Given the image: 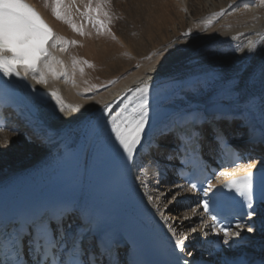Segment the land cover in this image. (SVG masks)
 <instances>
[{
	"label": "bare ground",
	"instance_id": "1",
	"mask_svg": "<svg viewBox=\"0 0 264 264\" xmlns=\"http://www.w3.org/2000/svg\"><path fill=\"white\" fill-rule=\"evenodd\" d=\"M29 1L52 23L55 34L65 38L53 53L63 62L53 63L62 74L48 72L47 84L38 85L57 91L66 105L80 107L77 111L65 107L61 112L54 100L51 107L36 110L32 121L36 136L29 129L26 134L0 132V183L66 152L102 105L123 92H133L144 81L149 92H173L164 104L174 113L189 107L206 112L220 103L228 112L264 128V5L260 0H104V17L85 9L90 0H61L66 19L53 15L52 0L47 5L45 0ZM236 7L240 8L233 12ZM81 31L85 35L79 36ZM250 44L256 45L253 51ZM222 129L234 132L226 123ZM209 133L205 128L204 140L211 146ZM158 142L163 147L172 145L169 135ZM163 157L160 151L154 153L136 171V179L148 202L152 196L149 204L157 216L161 219L163 211L169 218L161 221L172 236L183 234L185 244L194 246L207 228L197 208L185 204L188 191L157 165L165 162ZM257 218L260 221L252 232L246 229L237 236L249 238L242 252L264 253V205Z\"/></svg>",
	"mask_w": 264,
	"mask_h": 264
},
{
	"label": "snow or ice",
	"instance_id": "2",
	"mask_svg": "<svg viewBox=\"0 0 264 264\" xmlns=\"http://www.w3.org/2000/svg\"><path fill=\"white\" fill-rule=\"evenodd\" d=\"M45 3L47 5V0H45ZM260 3L264 5V0H260ZM60 7L61 0H52L53 15L57 19H66L61 13ZM86 7L89 6L86 5ZM67 22L71 24L70 20H67ZM72 27L75 30V25H72ZM49 39L52 40L53 46H55L65 38L57 36L36 9L27 3L26 0H0V74H2L0 78L15 76L23 79L31 75L37 84H47L46 73L50 72L53 76H60L62 73L55 70L53 63L62 64L63 62L57 61V58L45 47V42ZM70 43L76 42L71 41ZM255 47V44H250L249 50L253 51ZM84 63L88 62L84 61ZM73 64H76L75 58H73ZM21 67L23 72L19 70ZM8 83H11V81H8ZM148 91L149 83L144 81L141 87L134 90L132 96L127 97L130 102L135 97H138L133 107L124 106L119 110H113L111 105H108L104 110V115L108 117L106 123L110 125V134L114 137L118 147L122 149L126 162L135 160L138 146L142 144L146 125L149 122ZM50 95L55 100L56 105L59 106L61 112H64L65 107L72 108L73 111H77L80 107L79 105H66L55 90L51 91ZM215 135L218 140L223 139L221 133H216ZM196 187L197 185H192V188ZM222 187L234 191L239 197L243 198L244 215L251 218L257 214L256 206L253 203V173L251 171L235 176L227 182H222ZM214 188H216V185L209 182L207 187L202 189L204 197H208ZM152 199V196L149 195V202H152ZM260 199L264 201V179L261 181ZM202 204L204 211L208 212L210 201L204 199ZM165 208L167 209V205H165ZM159 214L162 220L168 221L169 218L164 215L163 211H160ZM211 220L213 230H216L217 217L212 216ZM235 228L239 231H233L226 226L219 227V231L223 232V243L225 245L229 244L231 237L239 236L241 231L244 230L245 222L242 217L237 220ZM169 230L175 235L176 230L171 225H169ZM247 231L252 232L253 229L249 227ZM186 239L187 237L183 236V234L175 239L174 247L179 249L181 253L185 250ZM29 247L32 251L38 252L36 246L30 245ZM36 264H41L39 255ZM179 264H193V262L183 259Z\"/></svg>",
	"mask_w": 264,
	"mask_h": 264
},
{
	"label": "rangeland",
	"instance_id": "3",
	"mask_svg": "<svg viewBox=\"0 0 264 264\" xmlns=\"http://www.w3.org/2000/svg\"><path fill=\"white\" fill-rule=\"evenodd\" d=\"M93 5L96 7V8H93ZM106 5V3L104 2V0H90V2H88V6L89 7H85V9L88 11L89 9L93 12V16H99L100 14L102 15L103 14V11H104V9H105V6ZM233 5V4H232ZM231 5V6H232ZM245 5H247V6H249L248 4H245ZM245 5H244V8H245ZM230 6V7H231ZM240 8V7H239ZM239 8H235V10L233 11V12H235V11H237V10H239ZM240 9H243V6L240 8ZM106 10V9H105ZM96 12V13H95ZM98 14V15H97ZM225 14V13H224ZM103 17H104V14L102 15ZM100 17V16H99ZM102 26L104 25V23H102L101 24ZM106 25V24H105ZM107 26V25H106ZM106 26H104V27H106ZM109 27V26H108ZM83 35H85V33H84V31H81L80 33H79V36H83ZM36 141V140H35ZM35 143H37L38 145H40V142H35ZM258 221H260V219L258 218ZM261 224L262 225H264V222H261Z\"/></svg>",
	"mask_w": 264,
	"mask_h": 264
}]
</instances>
